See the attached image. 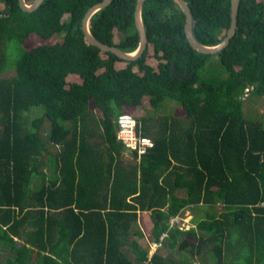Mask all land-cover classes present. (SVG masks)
<instances>
[{
    "label": "trees",
    "instance_id": "trees-1",
    "mask_svg": "<svg viewBox=\"0 0 264 264\" xmlns=\"http://www.w3.org/2000/svg\"><path fill=\"white\" fill-rule=\"evenodd\" d=\"M99 1L44 0L30 12L0 0V264H264V114L245 112L251 93L264 99V0H240L236 33L215 54L191 46L175 0H145L149 43L135 60L86 39ZM187 1L196 37L219 44L232 0ZM136 4L95 13L94 35L135 50ZM146 99L138 132L154 145L140 153L117 120ZM169 99L183 117L160 113ZM198 207L191 227L172 222ZM146 211L171 255L131 240L144 236Z\"/></svg>",
    "mask_w": 264,
    "mask_h": 264
},
{
    "label": "water",
    "instance_id": "water-1",
    "mask_svg": "<svg viewBox=\"0 0 264 264\" xmlns=\"http://www.w3.org/2000/svg\"><path fill=\"white\" fill-rule=\"evenodd\" d=\"M43 1L44 0H33L32 2H27V0H19V4L23 10L31 12L38 9ZM112 1L113 0H102L95 3L88 9V11L84 16L83 24H82L85 37L91 44L99 47L104 51L113 52L117 56L128 60L138 59L143 55L149 43L147 29L143 20V5L145 0H137V4H136L135 24L139 32L140 41L138 47L135 50L126 51L116 45L105 43L99 40L91 30L90 22L93 15L98 11H100L101 9L110 5ZM175 2L180 6V8L182 9V11L186 16L185 33L188 41L190 42L191 46L194 49L202 53L215 54L222 51L224 48H226L229 45L232 37L236 33L240 0H232L231 26L228 29L226 37L219 44L216 45H206L196 37L193 27V12L189 2L187 0H175ZM173 70L178 76L182 78H187L194 75V72L191 74H181L180 72H178L175 63L173 64Z\"/></svg>",
    "mask_w": 264,
    "mask_h": 264
},
{
    "label": "rangeland",
    "instance_id": "rangeland-1",
    "mask_svg": "<svg viewBox=\"0 0 264 264\" xmlns=\"http://www.w3.org/2000/svg\"><path fill=\"white\" fill-rule=\"evenodd\" d=\"M0 7L3 8V4L0 3ZM64 36V33L58 34L54 36L51 41L55 42L60 39H62ZM211 62H215L219 64V57L217 55H214L211 58ZM15 73V70H10L2 73L1 77H9ZM259 96L255 93H251L245 100V112L246 114L249 113L251 116H257L258 114H264V99L262 97L258 98ZM258 99V100H257ZM147 109H152L148 100L146 99L144 101L143 106L136 107L132 109L129 113L134 115L137 118L142 117L144 114L147 113ZM160 113H171L173 115L183 117L185 114V110L180 106V104L175 100H167L166 101V107H164ZM40 114V110H32L28 112L27 119L31 120L32 118H35L37 115ZM128 154V153H127ZM129 156V154H128ZM207 208H192L187 209L183 211L180 217H175L172 219V222L178 223L182 227L189 228L193 225V219L196 214H204ZM217 210H221V206H217ZM138 226V229L140 228L144 236L139 237L132 235L131 240H137L138 244L146 247L149 249L150 255H152L154 252L159 251L164 255H171L169 252L171 251L168 248H164L161 243H157L153 240V234L152 229L154 225V217L151 211L146 212H140L139 214V220L136 224ZM134 226V229H137V226ZM176 257L181 256V253L178 252L176 249V252L174 253ZM185 256H188L186 254ZM197 264H203L200 260L197 261Z\"/></svg>",
    "mask_w": 264,
    "mask_h": 264
},
{
    "label": "built area",
    "instance_id": "built-area-1",
    "mask_svg": "<svg viewBox=\"0 0 264 264\" xmlns=\"http://www.w3.org/2000/svg\"><path fill=\"white\" fill-rule=\"evenodd\" d=\"M117 121L119 125L118 136L130 149H138L140 153H143L148 147L154 145L150 137L139 134L138 120L134 115L130 113L121 114Z\"/></svg>",
    "mask_w": 264,
    "mask_h": 264
},
{
    "label": "bare ground",
    "instance_id": "bare-ground-1",
    "mask_svg": "<svg viewBox=\"0 0 264 264\" xmlns=\"http://www.w3.org/2000/svg\"><path fill=\"white\" fill-rule=\"evenodd\" d=\"M12 16V15H11ZM3 18V17H2ZM12 18V17H11ZM23 18V17H22ZM10 19V18H9ZM14 20V19H13ZM17 21V20H16ZM24 21V20H23ZM14 22H15V20H14ZM18 23H19V21H18ZM11 39V38H10ZM14 39V38H13ZM9 43V42H8ZM5 181V180H4ZM2 199V198H1ZM3 200V199H2ZM7 204V203H6ZM10 205V204H9ZM1 209V208H0ZM20 209V208H19ZM16 210V209H15ZM7 238V237H6Z\"/></svg>",
    "mask_w": 264,
    "mask_h": 264
},
{
    "label": "clouds",
    "instance_id": "clouds-1",
    "mask_svg": "<svg viewBox=\"0 0 264 264\" xmlns=\"http://www.w3.org/2000/svg\"><path fill=\"white\" fill-rule=\"evenodd\" d=\"M249 93V90H247V94Z\"/></svg>",
    "mask_w": 264,
    "mask_h": 264
}]
</instances>
